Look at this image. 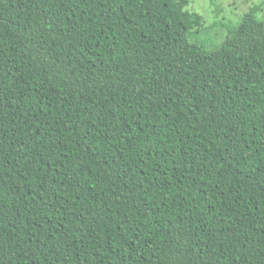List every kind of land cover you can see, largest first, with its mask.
I'll return each mask as SVG.
<instances>
[{
    "label": "trees",
    "instance_id": "1",
    "mask_svg": "<svg viewBox=\"0 0 264 264\" xmlns=\"http://www.w3.org/2000/svg\"><path fill=\"white\" fill-rule=\"evenodd\" d=\"M212 1L0 0V264H264V0Z\"/></svg>",
    "mask_w": 264,
    "mask_h": 264
},
{
    "label": "rangeland",
    "instance_id": "2",
    "mask_svg": "<svg viewBox=\"0 0 264 264\" xmlns=\"http://www.w3.org/2000/svg\"><path fill=\"white\" fill-rule=\"evenodd\" d=\"M256 2L258 0H216V7L221 11L220 16L225 19L223 23L225 24L224 29L221 30L219 29L220 26H218L217 29L204 30L196 34L198 40L203 43L207 50L219 49L227 36V32L241 23L243 16L256 5ZM196 5L206 10L204 12L206 17L210 14L207 10L210 11L211 8H215L212 0H196Z\"/></svg>",
    "mask_w": 264,
    "mask_h": 264
}]
</instances>
